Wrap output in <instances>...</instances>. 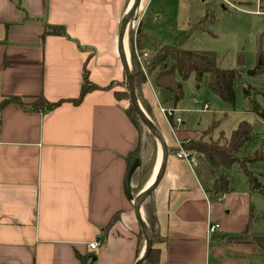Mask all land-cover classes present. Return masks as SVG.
<instances>
[{
  "label": "crops",
  "instance_id": "0c3cea01",
  "mask_svg": "<svg viewBox=\"0 0 264 264\" xmlns=\"http://www.w3.org/2000/svg\"><path fill=\"white\" fill-rule=\"evenodd\" d=\"M152 1L142 0L138 12L151 2L149 10ZM132 5L133 0H0V104L12 97L26 104L40 97L63 102L39 110L8 103L0 110V264L136 262L140 229L125 180L139 136L127 114L130 103L115 95L126 82L118 41ZM258 13L264 14L261 0ZM139 19L133 28L140 26L138 41L151 54L152 36L142 32ZM46 26H63L66 36L43 37ZM124 50L128 60V34ZM85 69L99 89L71 103L80 96ZM141 91L168 149L154 193L162 238L154 246L158 264H264V249L257 254L250 234L256 218L250 193L216 195L217 174L209 160L193 151L198 165L192 166L177 156L178 142L201 136H190L185 120L174 130L160 109L167 104L159 100L171 94L152 82ZM162 161L159 148L151 181ZM210 223L220 224L212 236Z\"/></svg>",
  "mask_w": 264,
  "mask_h": 264
},
{
  "label": "rangeland",
  "instance_id": "374dc122",
  "mask_svg": "<svg viewBox=\"0 0 264 264\" xmlns=\"http://www.w3.org/2000/svg\"><path fill=\"white\" fill-rule=\"evenodd\" d=\"M227 2L234 7L223 0H153L149 10L151 2L145 11L136 13L137 19H133L130 26L133 27L140 17L139 24L143 23L142 32L152 36L149 41L151 44L155 42L157 47L168 45L189 51H213L216 53L218 65L224 70L236 69L242 59L244 77L242 84L236 89L235 105L223 101L210 90L208 74L200 82L194 75L185 81L178 75V81L183 84L184 98L175 105L172 97L169 98L167 93H163L159 100L162 105L163 102L167 104L163 105L166 108H176L175 117L185 120V129L190 136H203L209 132L208 137L203 136L204 140L229 138L241 122H249L254 126V133L241 157L251 156L256 152L264 153V117L254 111L255 104L251 100L254 97L264 107V101L259 98L264 94V73L256 71L258 48L261 46L264 51V14H256L259 0ZM156 10L159 11L158 14H155ZM200 23L201 27L195 28ZM149 49L152 52L154 50L150 46ZM128 63L132 70L129 53ZM170 63L171 61L168 62ZM123 86L126 91V82ZM247 87H251V98L245 96ZM206 105L208 110H205ZM248 170L255 173L262 189H251L248 176L239 164L224 172L231 181L233 193L239 196L248 192L252 197L253 217L256 218L250 234L255 241L256 237L264 236V162L250 164ZM255 249L257 254H262L263 251L257 244Z\"/></svg>",
  "mask_w": 264,
  "mask_h": 264
},
{
  "label": "trees",
  "instance_id": "16d2710c",
  "mask_svg": "<svg viewBox=\"0 0 264 264\" xmlns=\"http://www.w3.org/2000/svg\"><path fill=\"white\" fill-rule=\"evenodd\" d=\"M261 2L264 3V0H261ZM136 19L137 16H135L134 20ZM200 27L201 23L197 24L195 28ZM46 35L66 36V30L63 26H46L43 37ZM140 36V26L137 27V29L130 26L128 31V48L136 92L142 107L151 119L152 117L149 113L147 104L142 97L141 91L142 85L148 82L149 77L152 78L153 84L157 88L170 92L174 104L177 105L184 98L183 84L178 81V75L183 81L194 75L195 79L200 82L203 77L208 74L210 77V90L223 101L235 105L236 89L238 85L242 84L244 77L242 59H240L239 65L236 69L224 70L218 65L216 53L213 51H189L168 45L157 47L154 42L150 46V48L154 50L149 54V57L145 61V72L138 62V52L140 51V53H143V51H141V44L138 41ZM169 61H171L170 64H168ZM256 64V71L264 73V51L261 46L258 48ZM111 87L112 86H109L108 88ZM98 89L99 88L96 85L90 82L89 73L87 69H85L80 96L78 99L69 102L74 104L81 103L88 93ZM115 95L118 99H124L130 103V97L127 90H124L123 92H115ZM252 95L251 87L245 88V96L251 98ZM262 96L264 97V94ZM251 100H253L255 104L254 111L258 115L264 117V109L254 100V97L251 98ZM8 103H16L22 107L39 110L44 108H54L63 102L52 104L40 97L33 103L26 104L21 98L12 97L1 102L0 110ZM127 114L136 127L139 136L136 149L127 158L129 168L136 159L140 160V166L134 173L136 176V185L131 188L133 196L132 201L134 202V200L146 189L154 176L158 162L159 146L151 132L140 120L137 112L131 104H129L127 108ZM152 121L155 123L153 119ZM170 122L174 127L173 121L170 120ZM253 133L254 126L249 122L243 121L235 130H233L229 138L223 137L219 140L209 138L208 140H204L203 136H209V132H207L198 140L190 142V144L187 145V150L196 151L209 160L212 172L217 174V185L214 192L216 195H225L231 191V181L224 171L230 169L235 164H239L241 169L244 170L245 174L248 176V181L253 191L262 189V185L258 181L255 173L248 170V165L254 164L258 161L264 162V153L256 152L251 156L241 157L242 151L250 142ZM142 212L153 239V249L144 264H158L160 250L156 249L154 246L158 242H161L162 238L160 236L155 195H152L143 205ZM255 242L259 247L264 249V236L256 237ZM144 246L145 239L140 233L136 262L140 258Z\"/></svg>",
  "mask_w": 264,
  "mask_h": 264
},
{
  "label": "water",
  "instance_id": "95a60500",
  "mask_svg": "<svg viewBox=\"0 0 264 264\" xmlns=\"http://www.w3.org/2000/svg\"><path fill=\"white\" fill-rule=\"evenodd\" d=\"M141 2L142 0H133L132 8L129 10L127 16L122 22V25L120 28V34H119V41H118V52H119V57H120L122 67H123V70L126 76V85H127V91L130 97V104L133 106L134 110L137 112L140 120L144 123V125L147 127V129L151 132V134L157 141L158 146L161 149L162 154H163V161H162L161 168L158 172V175H157V178L154 184L151 187L149 184L146 187V189L134 200V217L139 226L140 233L144 236V239H145V249L141 257L137 260L135 264H144L153 249V239H152L151 233L149 231V228L145 220H143L142 208H143V205L147 202V200H149V198L152 195H154L156 189L158 188L165 174L166 167H167V161H168V149H167L166 140L163 134L161 133V131L159 130V128L152 121L149 115L145 112V110L143 109L138 99L134 77L132 74V70L130 69V65L128 63L125 50H124V43L126 40V36L128 34L130 25L133 22V19L139 10ZM139 166H140V160L136 159L135 162L130 166L128 173L126 175L125 189H126V194L130 200H133V196L131 192L132 177L134 173L136 172V170L139 168Z\"/></svg>",
  "mask_w": 264,
  "mask_h": 264
},
{
  "label": "built area",
  "instance_id": "2783aa9c",
  "mask_svg": "<svg viewBox=\"0 0 264 264\" xmlns=\"http://www.w3.org/2000/svg\"><path fill=\"white\" fill-rule=\"evenodd\" d=\"M224 3L229 4L227 2V0H223ZM229 6L234 7L232 4H229ZM149 57V54L146 52L140 53L138 54V58H139V62L143 68V70L146 72L145 70V61L146 59ZM148 82H152L150 81V77L148 78ZM162 113L170 120L173 121L174 123V130L175 127H179L183 124V118L180 117H175L176 116V108H165V107H160ZM209 107L208 105L205 106V110H208ZM190 144V140L187 141H180L178 142V152H177V156L179 159L185 160L186 162H188L190 165L192 166H197L198 165V159L195 156L193 151L187 150V145ZM220 229V224L218 223H210L208 225V234L210 236L216 234L218 232V230ZM98 246V242H94L93 244L90 245L91 249L95 250Z\"/></svg>",
  "mask_w": 264,
  "mask_h": 264
},
{
  "label": "bare ground",
  "instance_id": "6f19581e",
  "mask_svg": "<svg viewBox=\"0 0 264 264\" xmlns=\"http://www.w3.org/2000/svg\"><path fill=\"white\" fill-rule=\"evenodd\" d=\"M158 175V174H157ZM157 176L155 177V179L153 181H151L149 184H150V187L154 184L155 180H156Z\"/></svg>",
  "mask_w": 264,
  "mask_h": 264
}]
</instances>
